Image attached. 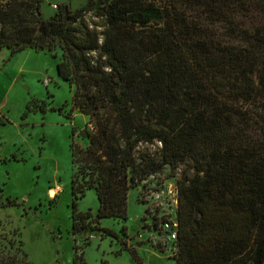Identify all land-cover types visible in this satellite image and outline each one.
I'll list each match as a JSON object with an SVG mask.
<instances>
[{"label":"trees","instance_id":"16d2710c","mask_svg":"<svg viewBox=\"0 0 264 264\" xmlns=\"http://www.w3.org/2000/svg\"><path fill=\"white\" fill-rule=\"evenodd\" d=\"M42 1L0 0V51L59 49L94 126L86 148L71 145L72 190H94L98 209L74 204L73 233L118 238L99 220L125 221L129 191L167 166L180 173L173 264H264V0H87L49 18ZM154 141L160 155L137 151ZM18 242L0 232V264H32Z\"/></svg>","mask_w":264,"mask_h":264},{"label":"rangeland","instance_id":"374dc122","mask_svg":"<svg viewBox=\"0 0 264 264\" xmlns=\"http://www.w3.org/2000/svg\"><path fill=\"white\" fill-rule=\"evenodd\" d=\"M86 2L43 0L41 10L49 18L61 4L75 10ZM86 20L104 24L93 12L86 14ZM59 61V49L51 53L26 49L13 55L7 49L0 51V232L21 242L32 264H74L75 247L86 264H139L122 250L123 242L136 250L141 264H173L175 244L167 232L152 230L142 186L128 193L125 221L98 222L118 238L101 231L73 233L74 204L78 213L90 212L91 219L98 209L94 190L84 195L72 190L71 145L86 148L94 126L73 107L75 86L58 75ZM179 174L172 175L165 166L160 182L151 179L148 185L162 196L159 215L164 220L177 217L168 189L176 186Z\"/></svg>","mask_w":264,"mask_h":264},{"label":"built area","instance_id":"2783aa9c","mask_svg":"<svg viewBox=\"0 0 264 264\" xmlns=\"http://www.w3.org/2000/svg\"><path fill=\"white\" fill-rule=\"evenodd\" d=\"M90 24V29H93V25ZM97 31H102L103 28L101 26L96 27ZM103 37H99V44H102ZM88 57L90 58L92 64H96L98 60V52L95 50L90 51L88 54ZM105 59V58H103ZM104 71L109 73L111 70L108 67L104 68ZM162 148V143L160 141H154L153 143H145V144H139V148H137V151L146 149L148 154L153 157L156 155H160V150ZM136 152V154L138 153ZM161 173H154L149 174L146 176V178L141 182L142 190V200L143 203L146 205V215L150 218V225L152 226V230H163L167 232V237L169 240L174 244L177 239V230H178V222L177 217L173 220H164L160 215L159 212L163 207L161 194L157 190H153L152 188H148L149 182L151 179H155L156 181L160 182ZM168 192L171 197L170 200L172 203L176 206V210L178 208V191L177 186L170 185Z\"/></svg>","mask_w":264,"mask_h":264},{"label":"water","instance_id":"95a60500","mask_svg":"<svg viewBox=\"0 0 264 264\" xmlns=\"http://www.w3.org/2000/svg\"><path fill=\"white\" fill-rule=\"evenodd\" d=\"M78 110H79V109H78ZM81 136H82L83 138L85 137V134H84V132H82V133H81Z\"/></svg>","mask_w":264,"mask_h":264}]
</instances>
